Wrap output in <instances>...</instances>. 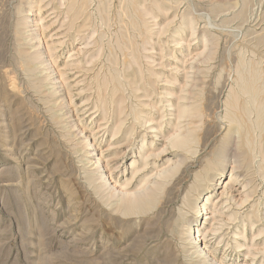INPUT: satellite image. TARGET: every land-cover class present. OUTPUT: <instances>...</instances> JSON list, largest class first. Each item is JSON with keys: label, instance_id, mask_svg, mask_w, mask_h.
Returning a JSON list of instances; mask_svg holds the SVG:
<instances>
[{"label": "rangeland", "instance_id": "374dc122", "mask_svg": "<svg viewBox=\"0 0 264 264\" xmlns=\"http://www.w3.org/2000/svg\"><path fill=\"white\" fill-rule=\"evenodd\" d=\"M263 104L264 0H0V264H264Z\"/></svg>", "mask_w": 264, "mask_h": 264}, {"label": "bare ground", "instance_id": "6f19581e", "mask_svg": "<svg viewBox=\"0 0 264 264\" xmlns=\"http://www.w3.org/2000/svg\"><path fill=\"white\" fill-rule=\"evenodd\" d=\"M239 4V3H238ZM84 8V7H83ZM230 8H232V6H230V7H228V8H226V7H224V6H220V7H218L217 8V11L218 12H223V11H226V10H228V9H230ZM84 9H86V7L84 8ZM83 11V10H82ZM83 13V12H82ZM81 15H83V14H81ZM239 26V25H238ZM251 33V32H250ZM249 33V34H250ZM252 37V36H251ZM132 49H134V47L132 48ZM133 51V50H132ZM133 54V53H132ZM137 55H138V51H137ZM136 55V56H137ZM138 57V56H137ZM139 58V57H138ZM132 62H134V61H132ZM126 64H128V63H126ZM135 64V63H134ZM125 65V64H124ZM137 69V68H136ZM252 70H253V68H252ZM260 72V71H259ZM240 73V72H239ZM252 73V72H251ZM130 74V73H129ZM132 74V73H131ZM244 75V74H243ZM252 75V74H251ZM131 76H133V74L131 75ZM247 78V77H246ZM256 78V77H255ZM117 80V79H116ZM252 80V79H251ZM133 82H135V80L133 81ZM249 82H250V79H249ZM121 83V82H120ZM259 83V82H258ZM257 83V84H258ZM116 84H117V82H116ZM242 84H244V83H242ZM131 85V84H130ZM132 85H134L133 83H132ZM118 86V85H117ZM247 85H245L244 87H246ZM256 86H258V85H256ZM249 87V86H248ZM252 87H255V86H253V84H252ZM250 88V87H249ZM256 88H258V87H256ZM251 89H253V88H251ZM120 91V90H119ZM136 91H138V90H136ZM243 91V90H242ZM116 91L114 90V93H115ZM254 92V91H253ZM252 92V93H253ZM256 93V92H255ZM170 94V93H169ZM114 95V94H113ZM261 95V94H260ZM237 96V95H236ZM252 96H253V94H252ZM234 97V96H233ZM232 97V98H233ZM114 98V97H113ZM258 98H259V95H258ZM230 99V98H229ZM257 99V98H256ZM232 100V99H231ZM254 100V99H253ZM235 102H237V99L236 100H234ZM233 101V102H234ZM229 102H231V101H229ZM234 102V103H235ZM257 102V101H256ZM263 103V102H262ZM235 104H237V103H235ZM261 104V103H260ZM231 105H232V102H231ZM258 105V104H257ZM262 105V104H261ZM264 105V104H263ZM186 106V105H185ZM230 106V105H229ZM235 106H237V105H235ZM191 107V106H190ZM195 107V106H194ZM231 107V106H230ZM238 107V106H237ZM260 107V106H259ZM192 108V107H191ZM238 109V108H237ZM241 109V108H240ZM193 110V109H192ZM191 110V111H192ZM263 110V109H262ZM118 111H120V110H118ZM122 111V110H121ZM190 111V110H189ZM230 111V110H229ZM236 111V110H235ZM196 112H197V110H196ZM232 112V111H231ZM234 112V111H233ZM237 112V111H236ZM261 112V111H260ZM188 113V109H185L184 111H182L181 113H180V117H183L184 115H186ZM120 114V113H119ZM190 114V113H189ZM194 114V113H193ZM238 115V114H237ZM237 115H236V117H237ZM240 115V114H239ZM134 117H135V114H134ZM137 117H135L134 119H136ZM138 119V118H137ZM238 119V118H237ZM239 120V119H238ZM137 121V120H136ZM139 122V121H138ZM148 122V121H147ZM240 123V122H239ZM259 123V122H258ZM261 123V122H260ZM146 124V123H145ZM264 124V123H263ZM144 125V124H143ZM143 127V126H142ZM243 128V127H242ZM240 129V128H239ZM148 130V129H147ZM153 130V129H152ZM135 131V127H133V129H132V133ZM123 132V125L121 124V125H119L117 128H116V130H115V132H114V135H113V137H116V136H119L121 133ZM188 132V131H187ZM246 133H249V132H247L246 131ZM184 135H186V134H184ZM183 135V136H184ZM220 135V134H219ZM245 135V134H244ZM248 135V134H247ZM124 136V134L122 135V136H120L119 138H121V137H123ZM182 136V137H183ZM191 136V135H190ZM189 136V137H190ZM135 138V137H134ZM145 138V137H144ZM185 138H186V136H185ZM117 139V138H116ZM182 139V138H181ZM241 133L239 132V130L238 129H236L235 128V126H234V122L233 121H231V124H230V126H229V128H228V130H227V132H226V134L222 137V139H221V143H220V150H219V152H218V156H219V158H220V161H219V163H220V166H223L222 164H224L226 161H227V156H226V152H227V149H228V147L230 146V145H233L234 146V150L232 151V152H234L235 151V154L233 155V164H234V167H233V169H232V172L231 173H233L234 171H236V170H238V169H240L241 168V166H242V162H241V157H242V154H243V151H242V147H241V144H242V142H241ZM219 140V139H218ZM145 141V140H144ZM179 141H180V139H179ZM182 141V140H181ZM180 141V142H181ZM184 141V140H183ZM186 141H187V139H186ZM130 142V144L128 145L127 144V146H131L132 145V142H133V140H130L129 141ZM176 142V141H175ZM178 142V141H177ZM134 143V142H133ZM182 143L183 142H181L180 144L182 145ZM185 143V142H184ZM179 144V145H180ZM217 144H218V142H217ZM125 146V145H124ZM177 146H178V144H177ZM174 148V147H173ZM178 148V147H177ZM180 150V149H179ZM216 151V150H215ZM124 154H126V151H125V153ZM215 154V153H214ZM231 158V157H230ZM263 158V157H262ZM147 160V159H146ZM145 160V161H146ZM98 164H100V161H98V163H97V165ZM135 164V162L133 163V165ZM146 164V163H145ZM264 167V166H263ZM210 169V168H209ZM264 169V168H263ZM238 174V173H237ZM102 176V178L104 179V177H105V173H102L101 174ZM164 175V174H163ZM170 176V175H169ZM206 176H207V174H206ZM205 176V177H206ZM235 176V175H234ZM214 178H215V176L214 175H211L210 173H208V176H207V179H208V182H212V181H214ZM201 179V178H200ZM200 179H198V180H200ZM204 179H206V178H204ZM207 181V180H206ZM201 182H203L204 183V181H201ZM200 190V186H198L197 187V191H199ZM142 193V192H141ZM144 195H146V194H143V196ZM134 196H136L135 194H134ZM141 196V195H140ZM132 197V196H131ZM136 198H138V197H134V199H136ZM249 198H250V196L248 195V196H246V199L242 202V204H241V206L242 205H244L245 203H247L248 201H249ZM123 198L121 197V200H122ZM208 199V198H207ZM120 202V201H119ZM138 202V201H137ZM148 202H150V201H148ZM158 202V201H157ZM206 202H208V201H206ZM129 204H130V202H129ZM138 204H139V202H138ZM156 204V203H155ZM131 205V204H130ZM205 205V204H204ZM131 207V206H130ZM138 207V206H137ZM126 208V207H125ZM134 208V207H133ZM132 207L131 208H128L125 212H130V211H132V210H134ZM244 208V207H243ZM200 209V208H199ZM204 209V208H203ZM205 209H206V207H205ZM201 210V209H200ZM205 211V210H204ZM123 213V212H122ZM125 214V213H124ZM207 215H208V213H206ZM258 214V213H257ZM126 215V214H125ZM258 216V215H257ZM235 220V219H234ZM257 220V219H256ZM250 223V226L253 228V227H255V225H256V221H254V219L253 218H249V219H243L242 220V224H243V226L246 228L247 227V223ZM264 233V231H261L260 232V234L259 235H261V234H263ZM245 235V234H244ZM255 238V237H254ZM197 242V241H196ZM256 242V241H255ZM200 247V246H199ZM242 246H238V248H241ZM194 248L195 249H197V246H194ZM196 254H199V255H202L203 254V250L202 251H200V250H196ZM208 253L204 256L205 257V261H207L209 264H216L217 262H211V257L208 255Z\"/></svg>", "mask_w": 264, "mask_h": 264}]
</instances>
